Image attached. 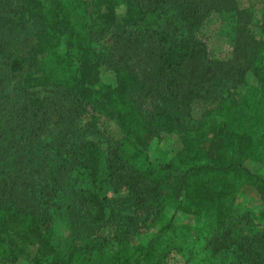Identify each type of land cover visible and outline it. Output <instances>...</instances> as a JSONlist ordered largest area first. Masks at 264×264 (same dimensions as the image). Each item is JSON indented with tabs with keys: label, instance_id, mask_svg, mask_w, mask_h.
Returning a JSON list of instances; mask_svg holds the SVG:
<instances>
[{
	"label": "trees",
	"instance_id": "16d2710c",
	"mask_svg": "<svg viewBox=\"0 0 264 264\" xmlns=\"http://www.w3.org/2000/svg\"><path fill=\"white\" fill-rule=\"evenodd\" d=\"M234 5V0H21L16 13L39 26L24 53L6 34L9 4L0 0L1 262L74 264L52 244L61 196L74 209L91 210L93 223L115 218L112 200L94 188L99 149L72 127L87 113L114 142L105 159L108 187L126 193L122 203L151 215L155 229L147 244L127 240L125 247L103 255L102 264H162L167 254H157V242L178 219L200 218L194 202L214 204L218 225L240 203L245 187L258 193L264 207V177L247 166L264 167V134L254 132L259 102L251 111L225 103L221 125L179 135L161 158L152 153L160 116H145L140 103L157 99L186 111L195 100L213 95L216 67L226 68L210 57L200 38L213 14L231 13L237 22L233 57L221 79L264 89V12L258 35L246 26L249 16ZM119 22L136 40L118 59L96 53L95 42ZM82 179L92 190L80 188ZM260 238L264 248V233ZM230 248L227 240H217L208 251L215 256Z\"/></svg>",
	"mask_w": 264,
	"mask_h": 264
},
{
	"label": "rangeland",
	"instance_id": "374dc122",
	"mask_svg": "<svg viewBox=\"0 0 264 264\" xmlns=\"http://www.w3.org/2000/svg\"><path fill=\"white\" fill-rule=\"evenodd\" d=\"M21 0H2L9 4L3 22L6 34L14 49L26 52L36 40L39 26L20 17L15 7ZM238 12L246 13V26L255 34L261 33L264 0H234ZM122 10V7H119ZM237 22L231 13L224 15L213 14L200 31V38L208 46L210 57L225 64L226 68L216 67L213 95L206 100H195L191 108L182 111L177 103L160 104L157 99H142L141 109L145 116L158 113L160 116L159 141L152 151L154 157H163L171 149L179 135L185 132L194 134L208 132L215 124H222L221 112L225 103L231 105L249 106V111L259 102L254 118L256 135L264 134V89L257 90L248 85L237 83L232 78L221 79L222 73L229 70L233 57V49L237 39ZM129 31L131 33H129ZM132 29L123 22L108 29L106 35L95 42L94 49L98 54L113 55L116 59L124 54V49L136 40ZM138 45L140 37L137 39ZM60 49L64 51V43L60 42ZM130 63L133 61L129 60ZM40 96L45 91L38 90ZM48 95V94H47ZM93 113H87L77 119L72 127L79 134L80 139L92 142L100 152L99 184L94 188L108 196L115 205V218L105 223H93L92 213L86 207L73 208L66 205L67 201L60 197V209L53 221L52 244L61 257L71 256L74 264H102V257L125 247L127 240L145 245L154 236L155 229L150 227L152 216L144 210L127 205L123 200L126 193H115L108 187L106 169L107 153L113 149L114 142L106 137L95 123ZM235 116L229 118L234 121ZM49 138L47 139V141ZM252 172L264 177V167L247 165ZM74 173V172H72ZM73 176H70L72 178ZM68 180H64V183ZM80 188L90 191L87 180L82 179ZM94 190V189H93ZM95 191V190H94ZM63 192L69 195L71 190L65 184ZM243 198L232 208L229 217L218 225L215 221L216 206L194 202L191 207L201 214L199 219H178L177 224L165 233L156 244L158 255L167 254L162 264H261L264 248L261 247L260 236L264 233V207L260 204L258 193L252 188L242 190ZM69 204V202H68ZM226 205L228 203H225ZM172 207L167 206L165 213L170 215ZM217 240H227L231 248L210 256L208 247ZM104 245L98 247L101 242ZM0 264H11L1 262ZM16 264H28L20 261Z\"/></svg>",
	"mask_w": 264,
	"mask_h": 264
}]
</instances>
